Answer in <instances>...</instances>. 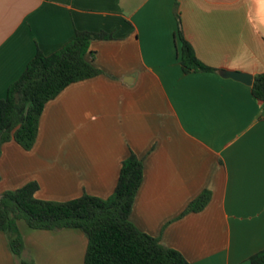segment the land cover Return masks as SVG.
<instances>
[{
	"label": "crops",
	"instance_id": "obj_1",
	"mask_svg": "<svg viewBox=\"0 0 264 264\" xmlns=\"http://www.w3.org/2000/svg\"><path fill=\"white\" fill-rule=\"evenodd\" d=\"M178 19L197 58L185 73ZM76 31L106 32L86 58L101 70L66 86L40 115L31 149L5 142L0 194L108 197L122 161L142 160L130 221L190 264H251L264 248V102L222 70L264 73V0H0V99L40 50ZM199 211L184 213L204 192ZM36 264H83L80 229L18 221ZM0 264H20L0 231Z\"/></svg>",
	"mask_w": 264,
	"mask_h": 264
},
{
	"label": "trees",
	"instance_id": "obj_2",
	"mask_svg": "<svg viewBox=\"0 0 264 264\" xmlns=\"http://www.w3.org/2000/svg\"><path fill=\"white\" fill-rule=\"evenodd\" d=\"M183 72L216 71L200 61L185 39L178 19ZM106 32L76 31L58 50H40L27 63L0 99V153L2 145L16 141L31 149L45 104L66 86L101 73L87 60L94 40L110 39ZM251 93L264 102V73L256 74ZM143 177L142 160L134 153L122 161L117 183L106 198L83 194L68 201H50L35 196L36 182L0 194V231L9 237L12 253L20 264H36L23 257L25 244L18 228L24 220L32 229H80L87 239L83 264H190L176 249L140 231L129 219L135 194ZM209 199L206 191L193 200L184 213L201 210ZM251 264H264V248L249 257Z\"/></svg>",
	"mask_w": 264,
	"mask_h": 264
},
{
	"label": "water",
	"instance_id": "obj_3",
	"mask_svg": "<svg viewBox=\"0 0 264 264\" xmlns=\"http://www.w3.org/2000/svg\"><path fill=\"white\" fill-rule=\"evenodd\" d=\"M221 75L225 78H231L233 80L240 81L247 85H251L253 82V76L247 72L222 70Z\"/></svg>",
	"mask_w": 264,
	"mask_h": 264
}]
</instances>
